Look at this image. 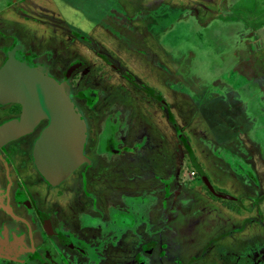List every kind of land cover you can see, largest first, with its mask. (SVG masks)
Here are the masks:
<instances>
[{
	"label": "rangeland",
	"instance_id": "374dc122",
	"mask_svg": "<svg viewBox=\"0 0 264 264\" xmlns=\"http://www.w3.org/2000/svg\"><path fill=\"white\" fill-rule=\"evenodd\" d=\"M31 1L35 6L29 12L37 19L16 15L17 5L0 12L42 44L38 51L49 45L57 78L72 60L83 62L68 82L82 94L96 91L92 109L113 111L115 105L109 103L118 92L123 94L115 101L126 105L125 77L130 72L134 81L161 93L166 103L132 94L122 126L128 149L95 162L103 177L93 178L90 185L100 205L103 198L111 199L119 210L117 224L120 210L128 207L136 218V229L120 234L118 240L127 241L109 246L103 263L264 264V111L248 117L259 102L264 110V84L254 82L264 72V40L254 57L253 74L243 76L247 72L240 66L242 72L226 68L217 76L209 67L222 62L221 49L228 45L216 26L228 14L226 1ZM239 7L245 19L255 15L263 25L264 0H240ZM213 17L215 28L208 24ZM102 53L122 69L105 62ZM84 112L89 114V106ZM239 128L245 131L246 146L235 132ZM255 129L262 142L251 132ZM183 139L209 182L192 165ZM170 166L182 181L178 190L173 185V190L165 189L163 178ZM190 168L196 175L190 176ZM72 182L70 176L62 186ZM210 186L227 198L211 193ZM138 240L154 242L152 249L146 251Z\"/></svg>",
	"mask_w": 264,
	"mask_h": 264
},
{
	"label": "flooded vegetation",
	"instance_id": "af4514ba",
	"mask_svg": "<svg viewBox=\"0 0 264 264\" xmlns=\"http://www.w3.org/2000/svg\"><path fill=\"white\" fill-rule=\"evenodd\" d=\"M33 6L35 5L31 0H0V11L15 7V10L20 11L16 15L22 14L26 18L37 19L38 17L29 12ZM12 22L14 19L7 17L3 11L0 12V66L7 57V51L13 47L16 48L17 58L25 59L31 64L40 63L46 67L47 73L58 81L66 79L68 82L71 74L67 77L66 71L70 65L77 62L83 64L81 60H72L63 72L61 70L60 79L57 78L52 69L54 59L49 45H43V49L38 51L37 48L42 47V44L38 45L37 41L28 37L29 34L23 30L20 32ZM76 34L81 37L79 32ZM97 53L98 56L101 55L100 52ZM102 55L104 61L115 66L117 71L120 67L122 69L120 64H116L115 58L106 53ZM130 73L125 77L128 82L126 89L129 90L125 95L127 104L115 101L121 100L123 93H114L109 104L115 106L113 111L106 113L92 109L96 104V100L93 102L97 95L95 90L82 94L70 88V97L86 124L84 154L89 161L79 165L61 182L54 184L46 179L39 171L33 156L34 142L46 125V119L17 138L0 141V240H22L26 245L16 258L0 254V264H105L103 261L109 255L106 249L127 241L118 240L120 234L129 229H136L133 210L129 207L125 211L120 210L121 223L117 224V206L111 199L102 197L105 203L100 205V198L97 197L98 194L93 193V187L90 185L93 178L103 177L99 176L95 168L97 160H111L112 154L128 149L124 142L125 134L122 132L124 119L129 115L128 98L133 97V94L141 99L143 97L145 101L150 98L159 103L163 102L161 93L153 87L137 83L134 81L135 76ZM81 104L83 109L80 108ZM85 106H89V114L86 112L88 115L84 112ZM20 114L21 104L0 102V124L19 118ZM195 173L196 170L191 171V174ZM70 176L73 180L72 186H62ZM209 191L222 199L227 198L225 193H217L214 189ZM233 200L239 201L238 197ZM138 241L146 251L151 250V245L154 244L150 240Z\"/></svg>",
	"mask_w": 264,
	"mask_h": 264
},
{
	"label": "water",
	"instance_id": "95a60500",
	"mask_svg": "<svg viewBox=\"0 0 264 264\" xmlns=\"http://www.w3.org/2000/svg\"><path fill=\"white\" fill-rule=\"evenodd\" d=\"M15 47L7 51L0 66V102L21 104L19 118L0 124V141L17 138L31 131L41 120V129L33 146V156L39 171L50 182L57 184L67 178L79 165L89 161L84 154L86 124L77 105L70 97V85L49 75L40 63L31 64L15 56ZM81 62L69 66L67 77ZM187 146L193 165L208 178ZM209 182V181H208ZM211 188V186L209 187ZM212 190V188H211ZM0 190V204L2 205ZM26 248L22 240H0V254L16 258Z\"/></svg>",
	"mask_w": 264,
	"mask_h": 264
},
{
	"label": "crops",
	"instance_id": "0c3cea01",
	"mask_svg": "<svg viewBox=\"0 0 264 264\" xmlns=\"http://www.w3.org/2000/svg\"><path fill=\"white\" fill-rule=\"evenodd\" d=\"M222 1H226L227 5H228V9L226 11V12H228V14L227 13L223 14V17L225 19L216 25L215 22L210 23L211 21H213V19H214V17H213L212 20H210L208 22V24H210V25L212 24L211 26H214L213 28H215L217 26V28L221 29L220 36L225 37V41L228 43V45L221 49V54H223V56L221 58L222 62L212 63L209 68H211V70L216 72L217 76L219 75V73H223V71L226 68H228L234 74L236 72L246 71L247 73H244L243 76L248 77L250 74L254 73L253 72V70H254L253 65L255 64V61H257L254 59V57L256 56L257 51H260V48H261L260 46L262 45V40H264V23L262 25V22L261 23L258 22L255 19L256 18L255 15L252 18H251V16H249L247 19H245L244 18L245 16L242 14V12L238 11V9L240 8L239 7L240 6V0H222ZM234 12H236V13H234ZM240 66L243 68L242 71L239 70ZM220 76L222 77L223 75H220ZM255 77H256V79L254 81L255 83L258 82V83L264 84V72L260 73L259 75H256ZM259 94L261 97V94H263L262 90H260ZM162 99L164 100V97ZM243 102L246 103V100H243ZM163 103L166 104L165 102H163ZM257 105H259L257 110H256V108L253 107V109L251 110V113H249L248 117H250L251 115H253L252 118H255V116L258 117V115H260L264 111L262 108L261 102H259ZM168 111L170 112V110H168ZM170 117L173 118V115L170 114ZM256 127L257 126H255V128ZM235 132H237L239 136L241 135L240 140L244 143V145L245 146L248 145L246 136L244 135L245 131H243L242 129L239 128ZM251 132H254V134H255L254 137L260 141V139H259L260 137L256 136V134H257L256 129L254 131H251ZM250 141H252V140H250ZM260 142H262V141H260ZM252 143L257 145L256 141H252ZM187 144H188V141H187ZM257 147H258V145H257ZM197 161H198V159H197ZM199 164H200V162H199ZM192 170H195V168H190V173ZM203 170H204V168H203ZM195 174H191L190 176L195 175ZM172 175H173V177H172ZM176 178H177V176H176ZM163 179H165V181H163V182H165L164 183L165 189L167 191H171L173 189L178 190L179 188H182V186H183V184H181V182H182L181 179H179V180L175 179V174L172 173L171 166L169 169V174ZM171 185L174 186L173 189H172ZM179 185H181V186L179 187ZM186 185L189 186L188 184H186Z\"/></svg>",
	"mask_w": 264,
	"mask_h": 264
}]
</instances>
